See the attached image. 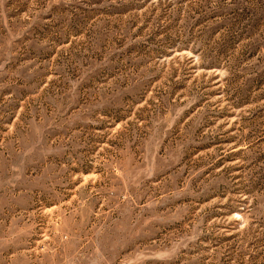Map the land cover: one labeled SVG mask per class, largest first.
<instances>
[{
  "label": "rangeland",
  "instance_id": "obj_1",
  "mask_svg": "<svg viewBox=\"0 0 264 264\" xmlns=\"http://www.w3.org/2000/svg\"><path fill=\"white\" fill-rule=\"evenodd\" d=\"M0 264H264V0H0Z\"/></svg>",
  "mask_w": 264,
  "mask_h": 264
}]
</instances>
